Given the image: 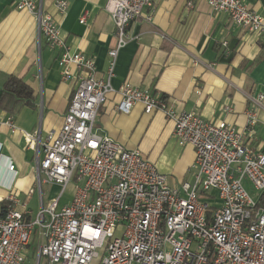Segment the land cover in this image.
Returning a JSON list of instances; mask_svg holds the SVG:
<instances>
[{"label": "built area", "instance_id": "built-area-1", "mask_svg": "<svg viewBox=\"0 0 264 264\" xmlns=\"http://www.w3.org/2000/svg\"><path fill=\"white\" fill-rule=\"evenodd\" d=\"M161 1L166 0H108L117 44L109 52L106 76L96 78L95 62L80 51L71 52L58 24L35 0H13L17 10L36 17L48 45L61 51L62 79L68 80L74 67L78 75L60 130L44 139L39 132L25 133L31 148L43 153L36 166L39 184L59 185L61 194L32 215L19 193L9 188V206L0 209V264H25L37 230L44 243L36 264H264V206L259 204L264 151L252 148L257 109L249 112L246 129L237 130L197 113H178L159 94L130 83L112 87L119 52L130 40L128 29ZM187 1H206L241 30L264 36V16L242 0ZM56 7L65 13L68 3L59 1ZM116 94L121 97L118 112L130 114L141 104L146 114L163 112L174 123L179 145L195 150L191 182L179 189L171 186L139 150H128L96 132L99 109ZM263 99L261 95L252 102L262 107ZM4 125L12 132L17 129L12 117L0 116V127ZM71 184V203L59 208Z\"/></svg>", "mask_w": 264, "mask_h": 264}, {"label": "crops", "instance_id": "crops-1", "mask_svg": "<svg viewBox=\"0 0 264 264\" xmlns=\"http://www.w3.org/2000/svg\"><path fill=\"white\" fill-rule=\"evenodd\" d=\"M35 1L58 24L71 52L80 51L92 59L96 78L105 77L109 52L117 44L114 22L106 11L108 0ZM59 1L68 3L65 13L56 7ZM242 1L264 16V0ZM83 17L86 22L81 24ZM128 35L130 40L116 61L112 87L130 83L164 97L178 113H197L206 121L226 122L237 130L246 129L249 112L257 109L252 148L264 151V99L262 107L252 102L264 97V36L241 30L206 1L190 5L187 0L156 3L131 24ZM60 56L61 51L40 36L35 16L17 10L13 0H0V99L9 76L22 79L33 92L32 106L14 114L0 109V116L12 117L17 128L12 132L8 126L0 127V202L12 187L32 215L61 194L59 185L39 184L36 166L43 153L32 149L25 136L39 132L44 139L63 125L78 71L72 68L69 79L63 80ZM120 101L118 94L111 95L99 109L96 132L128 150H139L171 186L179 189L191 182L195 150L179 145L174 123L163 112L146 114L141 104L130 114L120 113L116 110ZM69 187L70 197L63 200L65 194L61 195L59 208L71 203L74 187ZM43 243L40 231H35L25 264L38 263Z\"/></svg>", "mask_w": 264, "mask_h": 264}, {"label": "trees", "instance_id": "trees-1", "mask_svg": "<svg viewBox=\"0 0 264 264\" xmlns=\"http://www.w3.org/2000/svg\"><path fill=\"white\" fill-rule=\"evenodd\" d=\"M165 99L164 97H162ZM33 105V92L31 88L17 77L9 76L6 78L0 99V109L12 114L18 112L23 106ZM260 206H264V195L261 198ZM9 202H0L2 211H6Z\"/></svg>", "mask_w": 264, "mask_h": 264}, {"label": "rangeland", "instance_id": "rangeland-1", "mask_svg": "<svg viewBox=\"0 0 264 264\" xmlns=\"http://www.w3.org/2000/svg\"><path fill=\"white\" fill-rule=\"evenodd\" d=\"M246 185L248 187L247 189H249L250 192L255 196L256 195V192L253 190V188L250 186V184L249 183H246ZM70 188H72V187H69V189L66 191L63 200L69 199V197H70V190H71Z\"/></svg>", "mask_w": 264, "mask_h": 264}, {"label": "water", "instance_id": "water-1", "mask_svg": "<svg viewBox=\"0 0 264 264\" xmlns=\"http://www.w3.org/2000/svg\"><path fill=\"white\" fill-rule=\"evenodd\" d=\"M40 258V257H39Z\"/></svg>", "mask_w": 264, "mask_h": 264}]
</instances>
